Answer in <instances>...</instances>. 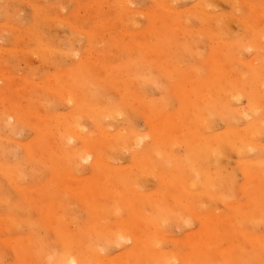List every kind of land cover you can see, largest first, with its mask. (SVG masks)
<instances>
[{"label":"rangeland","instance_id":"rangeland-1","mask_svg":"<svg viewBox=\"0 0 264 264\" xmlns=\"http://www.w3.org/2000/svg\"><path fill=\"white\" fill-rule=\"evenodd\" d=\"M263 78L264 0H0V264H264Z\"/></svg>","mask_w":264,"mask_h":264},{"label":"bare ground","instance_id":"bare-ground-1","mask_svg":"<svg viewBox=\"0 0 264 264\" xmlns=\"http://www.w3.org/2000/svg\"><path fill=\"white\" fill-rule=\"evenodd\" d=\"M254 27V26H253ZM167 28V27H166ZM217 57V56H216ZM220 57V56H219ZM217 60V59H216ZM257 61V60H256ZM254 62H255V60H254ZM253 63V62H252ZM253 64H255V63H253ZM254 68V67H253ZM254 69H256V67L254 68ZM225 73H226V71H225ZM261 75V74H260ZM246 76V75H245ZM264 79V78H263ZM262 80V79H261ZM262 82V81H261ZM263 84H264V82H263ZM238 90H240V89H238ZM236 92V91H235ZM238 92V91H237ZM243 92V91H242ZM237 94V93H236ZM245 94V93H244ZM235 96V95H234ZM240 96V95H239ZM245 96V95H244ZM228 97V96H227ZM233 97V96H232ZM231 97V98H232ZM255 97V96H254ZM235 98H237V97H235ZM210 99V98H209ZM233 99V98H232ZM228 100H229V98H228ZM258 106H256V108H257ZM255 108V107H254ZM256 108L255 109H253V111H255L256 110ZM258 110V109H257ZM232 111V110H231ZM251 111V110H250ZM212 112V111H211ZM236 112H239V111H236ZM243 112V111H242ZM256 112V111H255ZM233 113V112H232ZM249 116H251V114L249 115ZM231 118V117H230ZM243 118V117H242ZM249 118V117H248ZM227 119V118H226ZM173 120V119H172ZM203 120V119H202ZM231 120V119H230ZM156 123V122H155ZM262 124V123H261ZM202 125V124H201ZM231 125V124H230ZM152 126V125H151ZM155 127V126H154ZM209 127V126H208ZM161 128V127H160ZM65 132V131H64ZM194 132V131H193ZM207 132V131H206ZM244 132V131H243ZM258 132V131H257ZM249 134V133H248ZM251 134V133H250ZM136 135V134H135ZM184 135V134H183ZM261 135V134H260ZM76 137V136H75ZM144 137V136H143ZM146 137V136H145ZM144 137V139L146 140V138ZM166 137V136H165ZM227 137V136H226ZM243 138V137H242ZM149 139V138H148ZM245 139V138H244ZM142 140V139H141ZM140 140V141H141ZM197 140V139H196ZM214 140V139H213ZM217 140H219V139H217ZM255 140V139H254ZM72 141V140H71ZM144 141V140H143ZM166 141V140H165ZM217 142V141H216ZM253 143H254V141H252ZM135 143V142H134ZM133 143V144H134ZM136 143H137V141H136ZM139 143V142H138ZM142 143V142H141ZM214 143V142H213ZM247 144V143H246ZM241 145V144H240ZM256 145V144H255ZM254 145V146H255ZM259 145H260V143H259ZM242 146H243V142H242ZM253 146V147H254ZM261 146V145H260ZM129 147V146H128ZM210 147V146H209ZM132 148V147H131ZM232 149V148H231ZM233 150V149H232ZM209 151V150H208ZM94 152V151H93ZM54 154V153H53ZM87 156V155H86ZM102 156H103V154H102ZM84 157V156H83ZM82 157V158H83ZM92 157V155H91V153H89L88 154V156L85 158L86 160L88 159L89 160V158H91ZM173 157V156H172ZM181 159V158H180ZM179 159V160H180ZM148 162V161H147ZM255 162V161H254ZM81 163V162H80ZM249 163V162H248ZM257 163V162H256ZM77 164H78V162H77ZM104 164V163H103ZM179 164V163H178ZM181 165V164H180ZM256 165V164H255ZM261 165V164H260ZM179 166V165H178ZM181 169V168H180ZM248 171V170H247ZM162 175V174H161ZM167 175V174H166ZM172 176V175H171ZM163 177V176H162ZM249 178V177H248ZM254 180V179H253ZM250 181V180H249ZM249 181H247V182H249ZM255 181V180H254ZM170 183V182H169ZM168 183V184H169ZM167 184V183H166ZM222 185V184H221ZM104 188V187H103ZM181 188V187H180ZM108 189V188H107ZM189 192V191H188ZM209 195V194H208ZM193 197V196H192ZM215 197V196H214ZM84 198V197H83ZM88 200V199H87ZM170 200V199H169ZM87 202H89V201H87ZM262 203V202H261ZM263 208V207H262ZM192 210V209H191ZM93 211V210H92ZM192 213V212H191ZM148 214V213H147ZM257 214V213H256ZM101 215V214H100ZM233 215V214H232ZM201 216V215H200ZM52 217V216H51ZM101 217V216H100ZM242 218V217H241ZM53 220V219H52ZM219 220V219H218ZM223 220V219H222ZM209 221V220H208ZM102 222V221H101ZM245 223H247V222H245ZM96 229V228H95ZM102 229V228H101ZM128 230H130V229H128ZM106 231H108V230H106ZM52 232V231H51ZM120 232H123V231H119V233ZM209 231H207V233H208ZM115 233V232H114ZM114 233L112 232V233H110V235L111 234H113L114 235ZM105 234L106 233H104L103 235V237L105 238L104 240H107L108 239V241L107 242H112L113 241V239L115 240V242L116 243H121L122 242V240H127V242L128 241H133V236L131 235V234H126L125 232H123V233H120V234H116V235H114V238H110V235H109V238L110 239H112V241L111 240H109V238L108 237H105ZM107 234H109L108 232H107ZM106 234V236H108ZM112 236V235H111ZM250 240V239H249ZM137 242V241H136ZM178 242V241H177ZM251 242V241H250ZM258 243V242H257ZM127 244V243H126ZM254 244V243H253ZM252 244V245H253ZM112 245V244H111ZM248 245V244H247ZM254 246V245H253ZM72 247V246H71ZM209 247V246H208ZM260 247V246H259ZM69 250V249H68ZM67 251V250H66ZM65 251V252H66ZM75 251H77V249H75ZM159 251V250H158ZM73 252H74V250H73ZM73 252H71V251H68V252H66L65 254H63V255H61V256H59L58 254H54L53 253V255L52 256H54V258L56 259V264H83V262L82 261H84V260H82L81 258H86V256L84 255L83 257H78V256H76V254H74ZM78 252V251H77ZM79 254L81 253L80 251L78 252ZM83 253V252H82ZM81 253V254H82ZM80 254V255H81ZM78 255V254H77ZM83 255V254H82ZM96 255V254H95ZM88 257V256H87ZM93 257H94V255H93ZM104 257V256H103ZM101 258V259H99L102 263H106V261L108 260L106 257H104V258H106V259H104V258ZM83 258V259H84ZM110 258V257H109ZM112 258V257H111ZM114 258V257H113ZM173 258H175V257H173ZM222 258H223V256H222ZM226 258H228V257H226ZM225 258V259H226ZM172 259V258H171ZM180 259V258H179ZM87 260V259H86ZM188 260V259H187ZM88 261H90L89 259H88ZM88 261H86V262H88ZM112 261V260H111ZM91 262V261H90ZM99 262V261H98ZM108 262H109V260H108ZM113 262V261H112ZM84 263H85V261H84ZM101 263V264H102ZM114 263H115V261H114ZM87 264V263H86ZM91 264H93V263H91ZM111 264H113V263H111ZM117 264V263H116Z\"/></svg>","mask_w":264,"mask_h":264}]
</instances>
